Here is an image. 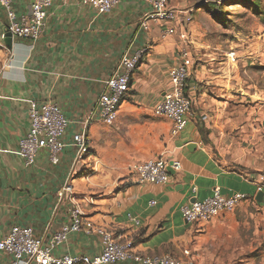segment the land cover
<instances>
[{"label":"crops","instance_id":"obj_1","mask_svg":"<svg viewBox=\"0 0 264 264\" xmlns=\"http://www.w3.org/2000/svg\"><path fill=\"white\" fill-rule=\"evenodd\" d=\"M179 2L177 7L191 9ZM13 8L25 15L29 1L15 0ZM148 11L145 4L121 0L99 16L78 1L56 0L46 10L36 42L13 40L14 59L0 79V239L11 226L20 225L48 242L78 207L94 226L131 240L141 256L171 255L193 264H264V190L262 201L255 199L257 178L264 175V104L256 112L258 105L241 100L227 117L228 107L215 106L206 87L191 83L185 91L193 108L180 136L170 137V123L162 119L139 123L133 131L131 123L150 116L168 91V69L178 61L183 38L180 27L175 37H165L160 22L151 21L143 30ZM4 25L0 8V35ZM143 49L146 53L131 78V97L122 104L116 123L110 128L91 124L86 131L90 151L97 141L110 144L103 151L98 148L93 158L101 163L98 178L87 183L80 178L91 158L77 160L75 148H66L57 165L44 150L33 165H25L17 148L28 130L29 101L58 105L68 121L64 141L70 143L120 57ZM198 74L203 83V72ZM208 110V133L202 138L194 116ZM189 144L195 145L193 151ZM160 156L181 165L164 185H140L125 174L123 165ZM65 186L71 190L60 197ZM215 187L223 196L237 193L247 199L209 223H185L179 208L210 197ZM100 251L98 236L80 233L70 235L54 255L93 257ZM185 251L189 257L183 256ZM5 261L0 253V264Z\"/></svg>","mask_w":264,"mask_h":264},{"label":"built area","instance_id":"obj_2","mask_svg":"<svg viewBox=\"0 0 264 264\" xmlns=\"http://www.w3.org/2000/svg\"><path fill=\"white\" fill-rule=\"evenodd\" d=\"M15 0H0L5 16L3 33L0 44L4 42L5 34L9 33L12 40L36 42L44 26L46 10L56 0H28L29 10L25 15H18L13 8ZM67 1V0H64ZM94 9L97 15H105L112 11L121 0H75ZM145 4L149 11L141 22L143 30L148 29L151 21L160 22L165 26V37L177 35V28L188 26L192 22L191 10L171 5L168 0H134ZM183 2L185 0H178ZM183 37V38H182ZM181 38L184 39V36ZM146 50H140L133 56L123 54L112 74L103 82L100 94L82 123V130L73 135L70 143L64 141L68 125L61 109L54 103H36L29 101L26 134L19 140L17 153L26 166L33 165L38 153L44 150L52 165H57L60 155L66 148H75L77 160L89 156L86 131L91 124L102 123L111 126L118 118L123 103L131 97V78ZM193 75V61L185 45L179 47L178 61L168 69L169 89L163 98L153 107L152 115L170 123V137L180 136L188 124L186 117L193 108L192 99L185 89ZM206 120V116L203 117ZM128 169L134 176L135 183L140 185H164L169 178V169L174 173L181 169L177 161L166 160L163 156L142 163L130 165ZM258 191L264 190V175L257 178ZM65 186L60 197L70 192ZM194 191V190H193ZM243 194L223 196L218 187L212 195L202 200H194L182 205L179 213L187 224L209 223L220 215L231 213L237 205L245 201ZM151 206L155 202L150 203ZM128 220L134 225L138 221L128 215ZM96 235L100 239L101 251L90 257L84 255L56 256L54 250L65 244L73 234ZM0 253L5 257V264H193L186 259L171 255L141 256L133 251L131 240L117 237L113 232L83 219L79 208L76 207L67 224L63 225L50 240L46 242L37 236L29 226L13 225L8 233L0 239ZM189 252L183 256L189 257Z\"/></svg>","mask_w":264,"mask_h":264},{"label":"rangeland","instance_id":"obj_3","mask_svg":"<svg viewBox=\"0 0 264 264\" xmlns=\"http://www.w3.org/2000/svg\"><path fill=\"white\" fill-rule=\"evenodd\" d=\"M175 1L168 0L173 6H176ZM179 3H183L181 5L183 7L192 9V22L189 26L184 23L182 27L184 36L182 44L190 52L193 71L196 72L187 85L196 83L200 88L206 87L210 97L214 99L215 106L229 108V112L225 113L227 117H231L232 106L241 100L244 104L250 102L258 105L256 112L262 111L259 106L264 104V0H185ZM13 56L12 48L7 47L4 42L1 43L0 79L7 70L8 64L14 59ZM198 72H203L205 77L203 83H199L201 77ZM207 81L213 83L206 85ZM210 88L214 89L209 91ZM216 93L218 96H215ZM247 94L251 97H247ZM221 102L226 105L220 104ZM150 114V116L141 115L136 122H132L133 131L139 128L141 125L139 123L147 124L149 119L159 120L152 115V112ZM205 115L206 120H203ZM209 115L208 110L204 114L194 116L193 123L196 130L199 126L203 131L202 138L208 133L206 125L209 122ZM186 119L189 123V116ZM99 124L108 128L114 125ZM104 147L108 149L110 144L100 140L91 151L89 150V156L84 160L88 158L91 160L87 162L86 170L80 176L84 182L87 183L94 177L98 178L101 163L93 158L97 156V149L103 151ZM130 165L133 164L123 165L125 174L135 182L134 176L128 169ZM124 184L127 182L125 181ZM258 264L262 263L258 262Z\"/></svg>","mask_w":264,"mask_h":264},{"label":"water","instance_id":"obj_4","mask_svg":"<svg viewBox=\"0 0 264 264\" xmlns=\"http://www.w3.org/2000/svg\"><path fill=\"white\" fill-rule=\"evenodd\" d=\"M12 42H13V40H12L10 34L9 33H6L5 34V38H4V43L6 44L7 47L11 48L13 46V43ZM187 149L193 151L195 149V145L194 144H189V146L187 147ZM173 173L174 172L169 169V175H172ZM262 195H263L262 192L259 191L257 193V195H256V198H255L256 201L261 202L262 201Z\"/></svg>","mask_w":264,"mask_h":264},{"label":"trees","instance_id":"obj_5","mask_svg":"<svg viewBox=\"0 0 264 264\" xmlns=\"http://www.w3.org/2000/svg\"><path fill=\"white\" fill-rule=\"evenodd\" d=\"M197 130H198V132H199V134H200V136L203 134V131L199 128V126H197ZM202 137V136H201ZM204 138V137H203Z\"/></svg>","mask_w":264,"mask_h":264}]
</instances>
